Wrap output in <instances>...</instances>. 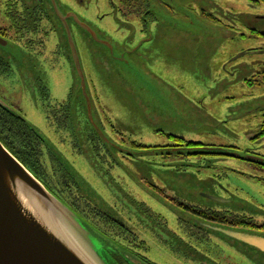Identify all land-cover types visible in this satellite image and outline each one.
I'll return each instance as SVG.
<instances>
[{"label":"rangeland","instance_id":"rangeland-1","mask_svg":"<svg viewBox=\"0 0 264 264\" xmlns=\"http://www.w3.org/2000/svg\"><path fill=\"white\" fill-rule=\"evenodd\" d=\"M149 1L155 21L146 39L137 35L140 24L129 26L116 14L115 25L125 28L117 37L106 33L109 21L104 27L81 17L84 30H64L62 42L55 36L59 54L3 48L13 71L0 76L1 96L46 142L43 180L56 190L59 180L66 181L139 235L123 240L119 235L124 244L117 240L118 252L135 255L130 249L135 247L157 264H264V252H253L217 228L241 230L192 210L215 208L254 219L262 214L264 169L245 159L264 155V139H250L263 121L255 107L264 104V37L258 33L264 32V3ZM69 94L73 120L67 130L55 129L46 107ZM156 129L235 145L242 159L191 157L183 167L188 158L141 147L143 132ZM219 186L228 190L223 205L203 197H221ZM199 228L219 235L218 244L191 237Z\"/></svg>","mask_w":264,"mask_h":264},{"label":"flooded vegetation","instance_id":"flooded-vegetation-1","mask_svg":"<svg viewBox=\"0 0 264 264\" xmlns=\"http://www.w3.org/2000/svg\"><path fill=\"white\" fill-rule=\"evenodd\" d=\"M252 1L256 3H264V0ZM105 5L107 10L105 13H103L104 9L102 6ZM150 9L151 5L149 0H0V76H7L13 71L12 66L7 60V55L2 53L4 50L3 48L9 47L11 45L9 49L21 48L30 52L37 51L43 54L44 57H49L52 53L59 54L58 52L61 45L57 44L59 42L55 36L59 35L62 42L63 36L65 34L64 30L68 32L71 31L70 29H76L78 31L81 29L84 30L86 25L83 23L81 24L82 26L85 25L84 27L79 25V20H83L81 17L92 19V23L96 24L97 26L100 25L105 27L103 24L109 21L110 26L105 27V29H107L106 33L110 36L112 34L114 37H117L125 29L123 26H121L122 24H118L119 26L115 25L116 21L113 19V16L118 14L119 16L123 17L125 20L123 23L127 25L135 24L138 26L140 24L141 26L137 27V35H140L141 39H146V29L150 22L155 21V16H153ZM258 33L264 37V32L259 31ZM261 43H264V41H261ZM262 49L264 50V47H262ZM60 62L61 61H59V64ZM158 70H160L162 74L165 73L170 75L166 70L161 68H158ZM249 82H251V80ZM45 91L48 92L47 87ZM45 96L49 97L50 95L49 93H45ZM1 97L0 99L4 101L5 99ZM0 106L2 105L0 104ZM71 106L72 96L69 94V98L66 101H59L55 99L53 104H49V106L46 107L47 119H49V121L51 119L50 124L55 129L67 130V128L70 126L71 120H73V118H71ZM10 109H13V107ZM255 109H261L263 121L261 123L260 129H258L257 132L253 131L255 134L253 137L250 136V139H264V104L262 106H256ZM13 110H15V112L7 110L10 112L11 117L13 115V117L19 116L17 115L18 113L20 114L21 118L23 117L20 110L15 108ZM174 116L175 113H173L172 117ZM154 132H143L145 135L142 134L143 136H141V138L146 142H144L141 147L150 152H165L170 156L175 155L176 157L179 156L182 158H188L185 163L181 164L183 167L192 162L191 157L203 156V160L207 162H210L211 159L208 160L206 157L210 156L214 157V159H218L217 161L231 160L232 158L242 159L239 156H235L233 154L230 155L227 153H231L236 150V148H238L232 144L217 146L214 143L206 144L202 140L197 141L189 139L184 135H179L177 133H164L161 129H156ZM159 139H163L164 143L161 144ZM45 144L46 142L43 144L44 147ZM256 155L262 160H250L248 158L245 160L253 166L255 165L257 169H264V155ZM49 157L50 159H54L53 156H51V153L49 154ZM256 177L258 176L256 175ZM218 188L219 189H217V191L221 192V197H216V195H210L207 193H203V197L209 200L211 203H217L218 205L226 204L227 201L223 198L225 197V194L228 190L223 186H219ZM59 194L64 197L66 205L71 206L72 209H78V211H74L79 216L89 220L92 224L94 223L102 231H105L108 236L118 240L120 243L122 242L120 241L119 235L122 237V240L125 238L126 234L130 235L131 237H139V235L136 234L129 224L122 221L117 216L113 217L111 214H108V212H106L104 209H100L97 206L89 203L84 197L78 194L77 190L73 191L70 184L66 188L65 192ZM212 197L222 199L218 201ZM78 200L81 201L80 204L83 205L77 204L76 202ZM258 205L261 208L260 210L262 214L258 215L259 218L256 219L246 215L242 217L237 214H231L228 211H218L215 210V208L200 209L193 206L192 210L200 215L202 214L209 220L219 221L222 224H228L231 227L241 230L243 233H250L251 235L259 236L264 240V202H259ZM221 234L227 236L225 233ZM216 236L212 235L208 230L200 228L198 229L196 235L194 233L191 234V237L197 238L201 242L204 241L206 243H217L215 240L218 237ZM243 244L247 245V247L253 252H264L258 247L256 248L249 243ZM130 249L134 252L137 258L139 257L143 261L144 264H157L144 254H141L140 252L137 253L135 251V247H130ZM118 257L119 264H129L126 263L123 257L119 255Z\"/></svg>","mask_w":264,"mask_h":264},{"label":"water","instance_id":"water-1","mask_svg":"<svg viewBox=\"0 0 264 264\" xmlns=\"http://www.w3.org/2000/svg\"><path fill=\"white\" fill-rule=\"evenodd\" d=\"M76 63L85 87L78 59ZM0 104L15 112L1 99ZM217 230L264 251L259 236ZM113 250L118 251L116 242L66 205L0 141V264H110L107 254ZM118 255L129 264H144L129 251Z\"/></svg>","mask_w":264,"mask_h":264},{"label":"trees","instance_id":"trees-1","mask_svg":"<svg viewBox=\"0 0 264 264\" xmlns=\"http://www.w3.org/2000/svg\"><path fill=\"white\" fill-rule=\"evenodd\" d=\"M0 141L5 144L8 150L13 153L21 163L26 165L33 174L37 175V177L45 184L49 189L57 194L60 199L65 202L64 197H62L59 193L65 192L66 188L69 184L66 181L59 180L61 187L56 190L52 186L49 185L48 180L45 179L46 174L43 170L39 169L41 166H44V146L45 143L42 136L39 132L30 126V124L19 116L11 117L9 111L5 110L2 106H0ZM53 158L59 161V158L54 154ZM61 163V162H60ZM65 183V184H64ZM77 210L78 209H73ZM84 218V217H83ZM85 219V218H84ZM91 226L99 231L103 236H107L114 243H117L116 239L108 236L105 231H102L99 227H97L94 223L92 224L89 220L85 219ZM110 264H119L118 251H111L107 254ZM126 261V260H125ZM128 263V261H126Z\"/></svg>","mask_w":264,"mask_h":264}]
</instances>
